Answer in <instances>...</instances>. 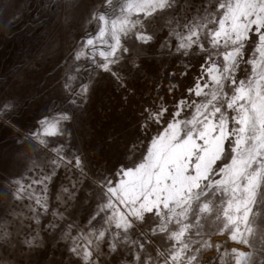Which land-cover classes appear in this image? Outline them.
<instances>
[{
	"label": "rangeland",
	"instance_id": "1",
	"mask_svg": "<svg viewBox=\"0 0 264 264\" xmlns=\"http://www.w3.org/2000/svg\"><path fill=\"white\" fill-rule=\"evenodd\" d=\"M0 264H264V0H0Z\"/></svg>",
	"mask_w": 264,
	"mask_h": 264
}]
</instances>
